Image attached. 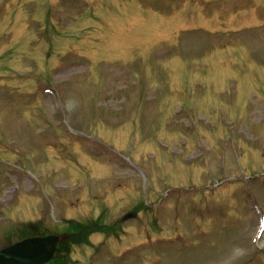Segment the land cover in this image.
Here are the masks:
<instances>
[{
  "label": "rangeland",
  "instance_id": "obj_1",
  "mask_svg": "<svg viewBox=\"0 0 264 264\" xmlns=\"http://www.w3.org/2000/svg\"><path fill=\"white\" fill-rule=\"evenodd\" d=\"M35 225L47 264H264V0H0V246Z\"/></svg>",
  "mask_w": 264,
  "mask_h": 264
},
{
  "label": "water",
  "instance_id": "obj_2",
  "mask_svg": "<svg viewBox=\"0 0 264 264\" xmlns=\"http://www.w3.org/2000/svg\"><path fill=\"white\" fill-rule=\"evenodd\" d=\"M59 236H35L0 247V264H43L55 250Z\"/></svg>",
  "mask_w": 264,
  "mask_h": 264
},
{
  "label": "flooded vegetation",
  "instance_id": "obj_3",
  "mask_svg": "<svg viewBox=\"0 0 264 264\" xmlns=\"http://www.w3.org/2000/svg\"><path fill=\"white\" fill-rule=\"evenodd\" d=\"M42 232V233H41ZM49 232H44L43 231H37L36 233H31L30 231L28 232V236H32V235H43V234H47ZM69 239V238H68ZM65 246H67L64 242H60L57 244V249L56 251L54 252V256L53 258L50 260V262H55V261H58L60 260V255L63 254V250L65 248Z\"/></svg>",
  "mask_w": 264,
  "mask_h": 264
}]
</instances>
